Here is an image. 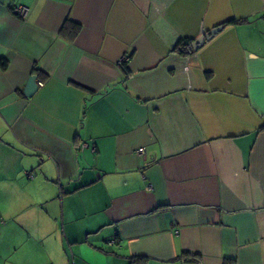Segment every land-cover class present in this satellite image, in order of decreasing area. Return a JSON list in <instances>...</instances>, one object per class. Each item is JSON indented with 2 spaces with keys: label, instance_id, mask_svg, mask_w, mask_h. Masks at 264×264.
I'll use <instances>...</instances> for the list:
<instances>
[{
  "label": "crops",
  "instance_id": "crops-1",
  "mask_svg": "<svg viewBox=\"0 0 264 264\" xmlns=\"http://www.w3.org/2000/svg\"><path fill=\"white\" fill-rule=\"evenodd\" d=\"M1 60L0 264H264V0H0Z\"/></svg>",
  "mask_w": 264,
  "mask_h": 264
},
{
  "label": "trees",
  "instance_id": "trees-1",
  "mask_svg": "<svg viewBox=\"0 0 264 264\" xmlns=\"http://www.w3.org/2000/svg\"><path fill=\"white\" fill-rule=\"evenodd\" d=\"M241 24V23H247L246 20H229L224 22L223 24H221V26H226V25H234V24ZM80 30V25H78L77 23H74L72 21L66 20L65 23L63 24L61 30H60V34L65 36V35H70V39L73 40L78 32ZM191 44L192 41L189 40H178L175 45L173 46V48L171 49L170 53H174L177 54L178 56L181 57H187L190 56L194 53V51L191 48ZM0 67L2 70H5L7 67V64L5 61H0ZM125 72V70H124ZM127 71L125 72V74L127 75ZM39 76V75H38ZM264 129V128H262ZM190 257H193L190 253L188 252H183L178 258L180 259H184V260H189ZM195 257V255H194ZM223 264H235V262L233 261H224Z\"/></svg>",
  "mask_w": 264,
  "mask_h": 264
},
{
  "label": "water",
  "instance_id": "water-1",
  "mask_svg": "<svg viewBox=\"0 0 264 264\" xmlns=\"http://www.w3.org/2000/svg\"><path fill=\"white\" fill-rule=\"evenodd\" d=\"M222 26L215 27L214 29H211L209 32L205 33L203 36H201L199 39H197L195 42L191 44L192 50L195 52L199 50L206 42H208L211 38L214 37L220 30ZM37 83L35 77H30L26 89H25V95L31 96L36 90H37Z\"/></svg>",
  "mask_w": 264,
  "mask_h": 264
},
{
  "label": "built area",
  "instance_id": "built-area-1",
  "mask_svg": "<svg viewBox=\"0 0 264 264\" xmlns=\"http://www.w3.org/2000/svg\"><path fill=\"white\" fill-rule=\"evenodd\" d=\"M26 11L27 9L25 7H18L15 9V12L17 13V15L21 18H24L25 14H26ZM125 61V58H122L121 59V62H124ZM43 84L41 82H38V86H42ZM86 148H90L91 152H95L96 151V148L95 146L92 144V145H89L87 143H81L80 146H79V150H84ZM137 155L142 159L143 162H147L148 161V156L145 152V150L143 148H139L137 151H136ZM29 176V175H28ZM147 190H151V185H148L146 187ZM114 241H111V243H113Z\"/></svg>",
  "mask_w": 264,
  "mask_h": 264
}]
</instances>
